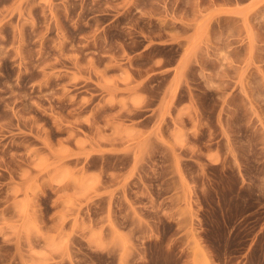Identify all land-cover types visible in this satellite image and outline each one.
<instances>
[{"label":"rangeland","instance_id":"rangeland-1","mask_svg":"<svg viewBox=\"0 0 264 264\" xmlns=\"http://www.w3.org/2000/svg\"><path fill=\"white\" fill-rule=\"evenodd\" d=\"M0 264H264V0H0Z\"/></svg>","mask_w":264,"mask_h":264}]
</instances>
